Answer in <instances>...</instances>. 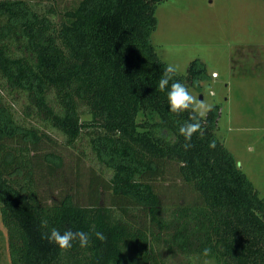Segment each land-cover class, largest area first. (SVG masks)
<instances>
[{
	"label": "trees",
	"instance_id": "trees-1",
	"mask_svg": "<svg viewBox=\"0 0 264 264\" xmlns=\"http://www.w3.org/2000/svg\"><path fill=\"white\" fill-rule=\"evenodd\" d=\"M162 1L80 0L57 21L53 8L0 0V210L11 264H264V199L216 136L220 105L185 150L178 129L192 113H172L158 90L167 63L151 34ZM209 78L200 59L174 77L188 89ZM6 93L24 100L34 124L16 118ZM51 128L67 146L87 134L111 170L110 204L106 187L88 205L71 192L40 198L35 156ZM45 161L50 171L62 164L55 153ZM53 227L89 233L90 246L61 250L43 238Z\"/></svg>",
	"mask_w": 264,
	"mask_h": 264
},
{
	"label": "rangeland",
	"instance_id": "rangeland-1",
	"mask_svg": "<svg viewBox=\"0 0 264 264\" xmlns=\"http://www.w3.org/2000/svg\"><path fill=\"white\" fill-rule=\"evenodd\" d=\"M25 1L37 9L53 8L57 21L63 18L66 10L80 2ZM155 15L158 24L151 41L162 60L175 65L182 75L186 74L191 61L200 59L205 63L210 78L200 82V89L189 87V91L212 107L220 105L216 136L232 152L264 199V0H165L156 5ZM213 72H217L218 77H211ZM6 98L21 123H35L23 112L24 100L18 95L13 99L7 93ZM43 131L47 134L35 156L40 198L50 201L56 199L57 194L71 192L78 203L88 205L91 191L96 188L98 193L106 187L104 198L109 196L105 203L110 204L111 170L98 163L87 134L75 146H67L57 130ZM14 142L6 141L8 144ZM48 153H55L62 159L61 166L53 171L45 161ZM170 171L171 175L178 176L176 165L172 164ZM172 181L182 184L178 177H173ZM181 186L184 196L192 199V188ZM180 263L181 257L170 260V264ZM0 264H11L1 210Z\"/></svg>",
	"mask_w": 264,
	"mask_h": 264
},
{
	"label": "clouds",
	"instance_id": "clouds-1",
	"mask_svg": "<svg viewBox=\"0 0 264 264\" xmlns=\"http://www.w3.org/2000/svg\"><path fill=\"white\" fill-rule=\"evenodd\" d=\"M177 68L173 64H166L162 68V73L158 79V90L167 94V101L169 110L174 114H181L189 111L192 115L189 121H185L178 129L179 135L184 138V149L188 150L193 145L191 143L194 135L199 134L200 137L204 136V127L202 120L206 117L207 113L212 110V106L205 100H200L189 91L188 87L175 80ZM199 86V81H193V87ZM161 138L169 141V138L161 132ZM175 137H172L169 142H175ZM209 148H215V141L209 142ZM43 227L48 226V220L45 218L41 221ZM95 237L101 241L106 237L102 232H95ZM44 239L49 243L55 244L61 250H69L73 247V242H78L81 248L90 246L91 236L84 231H73L71 228H66L63 232L57 228H51L49 233L44 234ZM208 250H205L207 252Z\"/></svg>",
	"mask_w": 264,
	"mask_h": 264
},
{
	"label": "built area",
	"instance_id": "built-area-1",
	"mask_svg": "<svg viewBox=\"0 0 264 264\" xmlns=\"http://www.w3.org/2000/svg\"><path fill=\"white\" fill-rule=\"evenodd\" d=\"M211 77H213V78L218 77V73H217V72H213V73L211 74Z\"/></svg>",
	"mask_w": 264,
	"mask_h": 264
},
{
	"label": "water",
	"instance_id": "water-1",
	"mask_svg": "<svg viewBox=\"0 0 264 264\" xmlns=\"http://www.w3.org/2000/svg\"><path fill=\"white\" fill-rule=\"evenodd\" d=\"M200 98L202 99V98H203V96H200Z\"/></svg>",
	"mask_w": 264,
	"mask_h": 264
}]
</instances>
